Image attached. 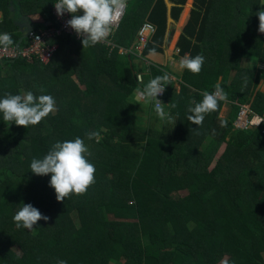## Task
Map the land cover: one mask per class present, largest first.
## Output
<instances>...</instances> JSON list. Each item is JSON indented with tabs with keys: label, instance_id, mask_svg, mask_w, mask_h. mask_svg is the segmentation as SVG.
Wrapping results in <instances>:
<instances>
[{
	"label": "trees",
	"instance_id": "16d2710c",
	"mask_svg": "<svg viewBox=\"0 0 264 264\" xmlns=\"http://www.w3.org/2000/svg\"><path fill=\"white\" fill-rule=\"evenodd\" d=\"M55 1L0 0V34L15 38L14 18L33 14H41L43 22L31 26L34 31L56 28L49 12ZM185 1L190 0H169L174 22ZM259 3L192 1L176 48L179 57L202 54L205 63L199 74L183 69L178 91L173 81L166 86L167 122L148 108L141 125L133 100L137 88L167 73L132 63L145 23L154 30L142 57L162 51L163 0H128L111 51L59 36L47 40L55 48L46 63L0 61V98L31 91L53 96L58 108L28 128L4 122L0 113V264H264V134L262 126L233 127L238 112L233 102L264 114V33L247 34L250 10ZM217 83L227 99L197 127L188 121V109ZM224 104L228 113L220 117ZM92 131L99 132L98 142L87 138ZM76 137L89 148L95 183L86 194L57 201L51 174H34L30 163L54 143ZM172 183L186 192L185 199L173 197ZM22 203L49 220L31 231L17 228L13 216Z\"/></svg>",
	"mask_w": 264,
	"mask_h": 264
},
{
	"label": "clouds",
	"instance_id": "9594fccd",
	"mask_svg": "<svg viewBox=\"0 0 264 264\" xmlns=\"http://www.w3.org/2000/svg\"><path fill=\"white\" fill-rule=\"evenodd\" d=\"M53 6L58 16L62 17L66 13L68 18L66 23L70 27V31L67 32L60 29L58 35H52L49 39L52 37L68 36L76 42L82 41L83 48L93 47L97 44L106 47L108 51L117 48L111 39L121 24L118 28H113L111 25L117 15L127 10V0H56L51 8ZM51 8L49 9L50 13ZM81 11L83 15L79 14ZM256 15L259 18L258 30L260 33H264V8L259 10ZM53 20H55L54 17ZM55 24L57 27L54 29H59V23L56 20ZM27 27L32 29L26 22L19 26L17 30L19 35L13 39L8 33L0 34V46L8 47L17 42L19 46H22L20 42L21 31ZM39 30L41 29L36 31L32 29L36 33ZM104 41L112 44L113 47L111 45L100 44ZM119 49L118 53H120ZM176 52L178 53V49ZM140 57L141 59H139ZM14 59H0V61ZM136 59L149 64L142 57V54L139 57L136 56ZM204 63L205 57L202 54L195 56L185 54L179 61L181 68L187 69L193 74H199L202 71ZM136 81L138 83L142 82L140 75L136 76ZM169 84H171V78L165 73L151 79L143 88L136 89V97L141 99L142 105L148 103V106L145 105V113L148 111L150 102L154 101L156 114L165 122L171 120L170 113L165 110V104L162 103L165 88ZM40 91L44 92L45 89L41 88ZM162 95L161 100L157 99L158 96ZM200 95L202 96V100L200 102H192L194 106L189 107L188 111L191 114L187 117L188 121L197 127H202L205 116L217 111L220 102L227 99V93L223 91L219 83L216 84L215 91L209 92L205 90ZM168 106L170 108L176 107L172 103H169ZM139 108L143 109L141 105H138ZM56 111H58L56 101L51 95L36 96L33 92L28 91L24 94L15 95L6 93L3 98H0V113L3 115V121L10 122L11 124L15 123L17 126L25 128L38 125L49 114H54ZM143 116L146 118L147 115ZM221 125L225 126L224 122H221ZM86 136L89 140L96 138L97 142L100 139L99 132L95 131L86 133ZM88 155L89 148L85 144L84 139L80 137H76L74 140L58 141L51 146L43 158H33L30 163V169L34 174L39 176L51 174L49 186L55 190L57 201H65L72 194H86L89 187L95 183L96 168L89 161ZM40 220L47 222L49 217L43 215L39 209L30 203H22V207L13 216V221L17 228H24L30 231L35 228L37 222ZM57 264H67V262L65 260H58Z\"/></svg>",
	"mask_w": 264,
	"mask_h": 264
},
{
	"label": "built area",
	"instance_id": "2783aa9c",
	"mask_svg": "<svg viewBox=\"0 0 264 264\" xmlns=\"http://www.w3.org/2000/svg\"><path fill=\"white\" fill-rule=\"evenodd\" d=\"M57 3V2H56ZM126 10L116 16L111 27L118 28L121 24ZM51 14L54 19L59 23V29H54L51 27H46L39 30L37 33L32 31L29 27L25 28L21 31L20 42L22 46H19V43H13V45L8 47L0 46V59H26L30 60L32 58H38L41 63H46L51 56L52 51L54 50V46H48L47 40L52 35H58L61 30H65L67 32L70 31V27L67 26L68 18L66 13L61 17L57 15L56 9L53 6L51 8ZM154 28L151 24L145 23L140 27L138 32V41L139 45L135 48V56L139 57L141 51L144 47V44L148 38V36L153 32ZM100 44L103 45H111L108 42L104 41ZM119 52L122 53V49H119ZM141 59V57L139 58ZM164 95V94H163ZM162 96H158L157 99L161 100ZM233 104L238 106V112L236 118L233 122V127L235 129H239L242 131L256 129L262 126V133L264 134V115H258L254 113L249 105L247 104H239L234 102Z\"/></svg>",
	"mask_w": 264,
	"mask_h": 264
},
{
	"label": "crops",
	"instance_id": "0c3cea01",
	"mask_svg": "<svg viewBox=\"0 0 264 264\" xmlns=\"http://www.w3.org/2000/svg\"><path fill=\"white\" fill-rule=\"evenodd\" d=\"M192 1L190 0L189 2L185 1V5H183L182 10L178 16V19L176 22H173V24L170 25V27H172V32L171 35L168 36V32L171 29L169 27L168 31L165 34V40H164V44L162 45V51L160 53H152L149 54L145 57L146 62H148L149 64H151L152 66H156L159 68H163L164 70H166L167 74L170 76L171 81L174 82V88L178 91L179 89V81L181 80V76H182V72H183V68L180 67L179 64V55L176 52L177 48H176V42L178 40L179 35L182 32V28L184 26V24L186 23L188 17H189V11L192 8ZM80 15H83V12L81 11L79 13ZM184 14V16H183ZM38 15V18L36 16ZM183 16V18H182ZM13 24L17 27V30L19 28V26L23 25L24 22H26L27 25L29 26H34V24L39 23L42 24V15L41 14H33L31 16H29L27 19H19L14 18V20L12 21ZM252 23L254 24V22L249 20L248 26H247V34L249 35H255L258 30L256 29V26H253ZM179 24V25H178ZM259 27V26H258ZM7 33V32H4ZM101 46V45H99ZM102 47V46H101ZM132 63L138 68H142L144 67L145 63L144 62H140L138 59H136V56H133L132 59ZM137 69V70H138ZM137 92H134V100L139 106L141 105V107L143 108V106L145 107L148 106V103H144L142 105V101L141 99H138V97H136ZM248 105V104H247ZM225 106H227V104H224L222 106V108H225ZM149 108H154V101L150 102L149 104ZM222 108L220 110V112L222 111ZM140 109V108H139ZM141 112L140 114H144L145 110L140 109ZM142 114V115H143ZM220 116V114H219ZM160 121L156 122L155 125L159 126ZM155 126L156 129H161V125L160 127Z\"/></svg>",
	"mask_w": 264,
	"mask_h": 264
},
{
	"label": "rangeland",
	"instance_id": "374dc122",
	"mask_svg": "<svg viewBox=\"0 0 264 264\" xmlns=\"http://www.w3.org/2000/svg\"><path fill=\"white\" fill-rule=\"evenodd\" d=\"M260 5H259V7H257L256 9H254L253 7L251 8V10H250V17H249V20L250 21H254L255 20V22H254V24L252 23V25L253 26H256V29L258 30L259 29V18H258V16L256 15V13L259 11V10H261L262 8H264V0H260V3H259ZM127 5H128V0H127ZM185 5V4H184ZM188 5V4H187ZM187 5H185V6H187ZM127 8H129L128 6H127ZM36 16V15H35ZM37 18H38V15L36 16ZM254 20H253V19ZM122 28V27H121ZM120 31V30H119ZM118 31V32H119ZM118 32H116L115 34H113L112 35V37L114 38L115 36H116V38H117V36H118ZM258 33H260L259 32V30H258V32H257V34ZM181 59V57H179V60ZM78 60V59H77ZM259 68H261V69H263L262 67H259ZM261 89L262 90H264V84H261ZM143 109L146 111V107H144L143 106ZM228 113V107L227 106H225V108H222V111L220 112V117H224V116H226V114ZM141 120L142 121H140V123H142L141 125H144V124H146V122H147V119L143 116V115H141ZM155 126H157V125H155ZM157 127H160V124H159V126H157ZM223 150H224V146H222L221 148H220V150L218 151V153H217V158L219 157V155H221V153L223 152ZM173 184V183H172ZM174 185H175V183L171 186V187H169V191H171L170 190V188H172V189H174V190H176V192L173 190V192H175L176 194L173 196V197H178L180 200H183V199H185L186 198V192L185 191H182V190H178V189H176L175 187H174ZM176 186V185H175ZM225 260H223L222 262H221V264L224 262Z\"/></svg>",
	"mask_w": 264,
	"mask_h": 264
},
{
	"label": "water",
	"instance_id": "95a60500",
	"mask_svg": "<svg viewBox=\"0 0 264 264\" xmlns=\"http://www.w3.org/2000/svg\"><path fill=\"white\" fill-rule=\"evenodd\" d=\"M166 7V32L168 31L171 24H173V19L171 17V8L173 4L169 0H163Z\"/></svg>",
	"mask_w": 264,
	"mask_h": 264
}]
</instances>
